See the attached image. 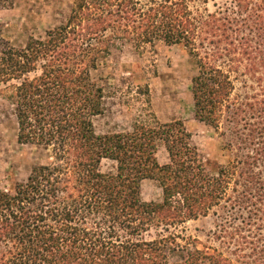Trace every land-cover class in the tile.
I'll use <instances>...</instances> for the list:
<instances>
[{
    "label": "trees",
    "instance_id": "1",
    "mask_svg": "<svg viewBox=\"0 0 264 264\" xmlns=\"http://www.w3.org/2000/svg\"><path fill=\"white\" fill-rule=\"evenodd\" d=\"M14 1L0 0V8ZM197 29L187 0H74L65 23L23 47L0 28V84L18 142L51 151L52 159L10 191L0 190V264H236L171 237L144 238L154 226L218 207L226 212L224 236L242 253L251 249L242 258L264 264V98L232 100L230 75L209 56L199 60L191 85L196 119L219 129L228 118L240 149L252 150L214 174L182 121L101 136L94 129L105 94L91 71L102 58L126 44L156 42L191 53ZM105 159L117 163L116 173L101 172ZM144 180L158 183L161 202L142 199Z\"/></svg>",
    "mask_w": 264,
    "mask_h": 264
},
{
    "label": "rangeland",
    "instance_id": "2",
    "mask_svg": "<svg viewBox=\"0 0 264 264\" xmlns=\"http://www.w3.org/2000/svg\"><path fill=\"white\" fill-rule=\"evenodd\" d=\"M73 2L15 0L13 6L0 8L4 38L15 47L25 46L31 37L44 38L47 31L67 21ZM187 5L198 25L193 53L184 46L163 42L141 48L126 44L114 48L91 71L105 94L104 113L94 118V129L101 136L130 131L135 124L156 126L182 121L201 160L214 174L252 150L240 149L228 118L221 121L219 129L196 119L192 79L199 72V60L209 56L214 65L230 75L235 86L232 100L253 104L254 98H264V0H187ZM5 88L0 84V190L10 191L27 180L34 166L50 164L52 159L51 151L18 142L17 123ZM157 156L161 164L168 162L165 148L160 147ZM100 170L116 173L117 163L105 159ZM141 194L146 202L163 199L158 183L152 180L142 182ZM225 216L223 208L218 207L205 217L154 226L144 238L171 237L182 247L217 251L236 264H252L254 258H242L243 254L250 255L251 249L242 253L238 243L224 236L221 224Z\"/></svg>",
    "mask_w": 264,
    "mask_h": 264
}]
</instances>
